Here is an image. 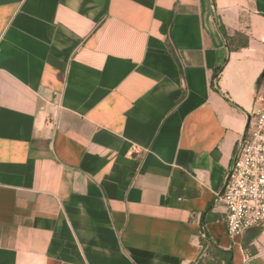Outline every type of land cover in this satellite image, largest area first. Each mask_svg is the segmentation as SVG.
Listing matches in <instances>:
<instances>
[{
	"label": "crops",
	"instance_id": "obj_1",
	"mask_svg": "<svg viewBox=\"0 0 264 264\" xmlns=\"http://www.w3.org/2000/svg\"><path fill=\"white\" fill-rule=\"evenodd\" d=\"M263 108L264 0H0V264H264L215 202Z\"/></svg>",
	"mask_w": 264,
	"mask_h": 264
},
{
	"label": "built area",
	"instance_id": "obj_2",
	"mask_svg": "<svg viewBox=\"0 0 264 264\" xmlns=\"http://www.w3.org/2000/svg\"><path fill=\"white\" fill-rule=\"evenodd\" d=\"M215 202L224 208L229 236L242 235L264 224V108L249 119L238 140Z\"/></svg>",
	"mask_w": 264,
	"mask_h": 264
},
{
	"label": "trees",
	"instance_id": "obj_3",
	"mask_svg": "<svg viewBox=\"0 0 264 264\" xmlns=\"http://www.w3.org/2000/svg\"><path fill=\"white\" fill-rule=\"evenodd\" d=\"M212 2H213V0H212ZM219 29H220V32L222 33L224 39L226 40L227 45L229 46V48H231L230 45H231V43L233 42L234 39H231L230 37H228V35L226 33V30H225V28L222 25L219 26ZM245 45H246V43H245ZM221 70H222V67H219V68H217L215 70L214 75H213L214 81H216L219 78V75H220ZM259 84H260V82L258 80L257 87H259ZM204 264H214V262L211 260V261H208V262H206ZM225 264H229V261H226L225 260Z\"/></svg>",
	"mask_w": 264,
	"mask_h": 264
},
{
	"label": "water",
	"instance_id": "obj_4",
	"mask_svg": "<svg viewBox=\"0 0 264 264\" xmlns=\"http://www.w3.org/2000/svg\"><path fill=\"white\" fill-rule=\"evenodd\" d=\"M248 123H249V119H248ZM247 127H248V125H247Z\"/></svg>",
	"mask_w": 264,
	"mask_h": 264
}]
</instances>
